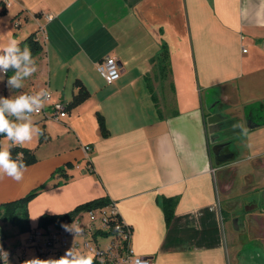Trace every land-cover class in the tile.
Returning <instances> with one entry per match:
<instances>
[{"label": "crops", "instance_id": "crops-1", "mask_svg": "<svg viewBox=\"0 0 264 264\" xmlns=\"http://www.w3.org/2000/svg\"><path fill=\"white\" fill-rule=\"evenodd\" d=\"M0 1V45L36 34L42 46L38 70L22 89H9L8 72L0 97L44 89L68 107L76 82L90 93L62 120L33 115L45 139L22 147L36 162L20 182L0 179V205L38 190L28 204L35 230L43 215L104 197L132 228L129 247L153 264H264V124L248 127L264 102V0ZM107 56L121 70L112 84L97 70ZM211 97L231 126L221 162L207 129ZM163 199L175 200L170 222ZM6 228L25 236L2 246L8 264H22L29 233Z\"/></svg>", "mask_w": 264, "mask_h": 264}, {"label": "clouds", "instance_id": "clouds-1", "mask_svg": "<svg viewBox=\"0 0 264 264\" xmlns=\"http://www.w3.org/2000/svg\"><path fill=\"white\" fill-rule=\"evenodd\" d=\"M19 44L18 40L10 39L6 44L0 45V80L4 79L9 69L14 70V74L7 79L9 89H22L24 80L38 70L31 48H21ZM48 95V91L42 89L34 94L20 92L7 98L0 97V136L11 142V146L22 148L42 135V129L33 121V114L44 108ZM234 127L240 128L243 134L247 133L243 125ZM26 169L23 152H18L13 158L10 146H0V179L7 177L20 182ZM61 227L73 235H77L81 230L74 221ZM8 256L9 253L0 246V259H3L4 264H8ZM94 259V254H84L70 247L59 258L33 257L25 260L23 264H94ZM100 264H104L103 259Z\"/></svg>", "mask_w": 264, "mask_h": 264}, {"label": "built area", "instance_id": "built-area-1", "mask_svg": "<svg viewBox=\"0 0 264 264\" xmlns=\"http://www.w3.org/2000/svg\"><path fill=\"white\" fill-rule=\"evenodd\" d=\"M243 51L247 52L246 49ZM97 70L108 84L116 82L121 76L118 62L116 58L111 56H107L99 62ZM48 93L44 108L33 115H42L44 118L58 121L62 120L68 115L67 106L63 102H53L51 92L48 91ZM85 149L89 151L92 146L87 145ZM88 167L89 171L93 172L91 162H89ZM83 218L87 221L86 225ZM73 221L81 229L77 235L70 234L61 225L56 226L55 224L29 232L22 248L23 251L19 254V260L22 264L25 260L33 257L41 259L59 258L70 247L84 254H94V264H100L101 259H103L104 264H111V249L114 248V243L110 242L108 246H105V244L98 242V231L118 235L114 234L112 222H115L114 226H123L128 239H132V228L121 219L116 203L111 200L104 207L79 213L67 225L72 224ZM124 254L125 262L123 264H153L152 258L137 256L132 247L124 250ZM0 264H4L3 259H0Z\"/></svg>", "mask_w": 264, "mask_h": 264}, {"label": "trees", "instance_id": "trees-1", "mask_svg": "<svg viewBox=\"0 0 264 264\" xmlns=\"http://www.w3.org/2000/svg\"><path fill=\"white\" fill-rule=\"evenodd\" d=\"M1 2V11H0V16L5 13V7L2 1ZM22 45V44H21ZM19 45L21 48L25 46H29L32 50L33 57L37 56L41 50L42 46L37 40L36 34H32L30 37H28L25 42L23 43V46ZM14 70L9 69L8 72H12ZM77 86H79V92L78 94L74 97L72 103L70 106L67 107L73 108L81 103H83L86 99L89 98L90 93L89 91L82 85L81 82H76ZM250 111L252 113V118L256 120L258 125H263L264 124V102H260L257 105L253 106L250 108ZM14 119V118H10ZM99 123L100 127L102 129L103 134H106V128L105 124L103 121V118L99 117ZM42 135L40 137V141H43L45 139V134L42 131ZM4 137L0 136V146L2 144V140ZM11 153L13 158L16 157V154L18 152H23L24 153V160L25 163L28 165L34 164L36 162V157L34 153L31 150L21 148L18 146H13L11 149ZM38 190H35L25 197L4 203L0 205V235H1V246H5L6 240L9 238L10 234L7 231V225L13 226L17 234H23V233H29L31 232V224H30V219H29V212H28V204L29 202L38 194ZM110 200L108 198H98L92 201H89L87 203L81 204L77 206L73 211L67 212L64 214H55V215H43L39 218L38 220V228L41 227H46L51 224L57 225H62V224H67L69 223L76 215L79 213L89 210V209H94V208H100L106 206ZM175 205V200L173 199H163L162 202V207L165 213V217L167 222H170L173 214V208ZM115 222H112V229H114V234L118 235H113V241L111 243H114V250L115 247H119L122 244H124V248L121 249L120 253L118 251L116 259L111 261V264H116L118 259L124 254V250H127L128 248V242L126 240V235L124 232V227L123 226H114Z\"/></svg>", "mask_w": 264, "mask_h": 264}, {"label": "water", "instance_id": "water-1", "mask_svg": "<svg viewBox=\"0 0 264 264\" xmlns=\"http://www.w3.org/2000/svg\"><path fill=\"white\" fill-rule=\"evenodd\" d=\"M208 111L210 116L207 118V129L211 138V142L214 144L213 152L216 156V159L221 162L229 155H223L220 153L221 149L228 143H220L222 138L227 136L228 129L231 127L229 124H225L222 116L220 114L214 113L213 107H209ZM258 126L257 123L250 120L248 122V127L253 128ZM263 202H264V191L262 193Z\"/></svg>", "mask_w": 264, "mask_h": 264}, {"label": "rangeland", "instance_id": "rangeland-1", "mask_svg": "<svg viewBox=\"0 0 264 264\" xmlns=\"http://www.w3.org/2000/svg\"><path fill=\"white\" fill-rule=\"evenodd\" d=\"M208 102H210L209 105L213 107V110H215L216 109V102H217V100L214 97H211V98H208ZM228 133L229 132H227V136H228ZM11 233L12 232L9 231L10 236L7 239V240H9V242H8L9 245H15L20 240H22L23 238H25V236L23 238H20V239L19 238H16L14 235L11 236ZM98 234H100V235H98L99 236L98 237V241L101 242V243H103V244H105V246H108L109 243L112 242L113 239H114L112 234H105V231H100V232H98ZM23 235H25V233H23ZM14 260L15 259L12 258L10 260L11 261L10 264H15L14 263Z\"/></svg>", "mask_w": 264, "mask_h": 264}, {"label": "bare ground", "instance_id": "bare-ground-1", "mask_svg": "<svg viewBox=\"0 0 264 264\" xmlns=\"http://www.w3.org/2000/svg\"><path fill=\"white\" fill-rule=\"evenodd\" d=\"M98 232H100V231H98ZM98 235H100V234H98ZM102 236V235H101ZM99 237V236H98ZM126 237V240H127V242H128V248H130L129 247V242H130V239H128V237H127V235L125 236ZM99 242V241H98ZM128 248H127V250H128ZM123 262H125V254H123L119 259H118V261L116 262V264H123Z\"/></svg>", "mask_w": 264, "mask_h": 264}, {"label": "flooded vegetation", "instance_id": "flooded-vegetation-1", "mask_svg": "<svg viewBox=\"0 0 264 264\" xmlns=\"http://www.w3.org/2000/svg\"><path fill=\"white\" fill-rule=\"evenodd\" d=\"M225 124H229L228 122H225Z\"/></svg>", "mask_w": 264, "mask_h": 264}]
</instances>
